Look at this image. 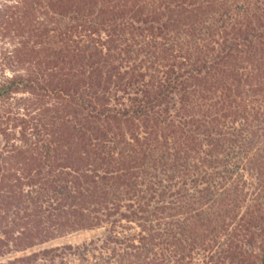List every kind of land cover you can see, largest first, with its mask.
Returning a JSON list of instances; mask_svg holds the SVG:
<instances>
[{
	"label": "trees",
	"instance_id": "trees-1",
	"mask_svg": "<svg viewBox=\"0 0 264 264\" xmlns=\"http://www.w3.org/2000/svg\"><path fill=\"white\" fill-rule=\"evenodd\" d=\"M6 1L4 264H264V0Z\"/></svg>",
	"mask_w": 264,
	"mask_h": 264
},
{
	"label": "rangeland",
	"instance_id": "rangeland-1",
	"mask_svg": "<svg viewBox=\"0 0 264 264\" xmlns=\"http://www.w3.org/2000/svg\"><path fill=\"white\" fill-rule=\"evenodd\" d=\"M2 4L4 3H8V1L3 0L0 1ZM0 3V11H2V4ZM9 4V3H8ZM10 24V26L8 27H13L12 23L15 24H19V22H16L14 20H10L8 21ZM5 23L3 22V19L0 20V32H3L4 29V25ZM21 25H19L20 28ZM12 33L13 31H7V33ZM15 33V32H14ZM19 33V32H18ZM19 35H24V34H20ZM18 35V36H19ZM12 36L13 40H17V37H14L12 34H6L5 36L2 35V33H0V75L4 78H9L11 75L17 74V73H23V67L18 65V64H9L8 62H5V58H4V54L5 57L7 54V51L11 50V46H12V42L10 41ZM33 39V38H32ZM34 41V40H33ZM32 43V41H31ZM22 96L21 94H16L14 96V98H18ZM4 137L2 135V133L0 132V149H2L6 144L4 142ZM100 233V231H96V230H92V231H81V232H76V233H72L70 235L64 236L62 238L56 239V240H52L46 244H42V245H36L33 246L32 248H28L24 251H20V252H15V253H5L2 256H0V263H6L7 261L11 260L12 258L15 257H19L25 254H28L30 252H34L37 251L41 248L44 247H53V246H57V245H62V244H78L84 240H88L89 238H92L96 235H98ZM0 238H2V236H0Z\"/></svg>",
	"mask_w": 264,
	"mask_h": 264
}]
</instances>
